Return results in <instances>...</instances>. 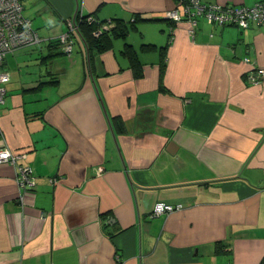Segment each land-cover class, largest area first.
Segmentation results:
<instances>
[{
	"label": "crops",
	"instance_id": "crops-1",
	"mask_svg": "<svg viewBox=\"0 0 264 264\" xmlns=\"http://www.w3.org/2000/svg\"><path fill=\"white\" fill-rule=\"evenodd\" d=\"M21 2L42 40L3 60L0 144L35 185L22 206L0 163V264H264V78H247L264 24L191 25L181 0ZM83 15L126 34L98 50L77 30L61 52ZM158 202L181 208L150 217Z\"/></svg>",
	"mask_w": 264,
	"mask_h": 264
},
{
	"label": "built area",
	"instance_id": "built-area-1",
	"mask_svg": "<svg viewBox=\"0 0 264 264\" xmlns=\"http://www.w3.org/2000/svg\"><path fill=\"white\" fill-rule=\"evenodd\" d=\"M184 5L183 15L191 25H194L197 18L202 17L208 22L218 26L235 25L239 28H246L252 21L264 24V0L255 2L252 5L232 6L220 3H205L201 0H181ZM167 17L178 21L182 18L177 9L167 12ZM88 21L98 22V27L93 31L99 35L114 25V21L97 20L92 15H87ZM67 28L60 33L56 40L65 54H70L77 34V20L75 17L67 18ZM42 38L32 26L31 20L23 14L21 0H0V104L4 102L6 88L4 84L9 79V74L3 68V60L7 53L23 46H31L40 43ZM247 60V57H244ZM247 78L252 83H258L264 78V68L252 67ZM1 136V132H0ZM21 154L12 151L7 145L0 144V163L7 162L16 170V184L19 189V201L24 205L25 192L35 185L34 171L30 165L19 163ZM181 208L180 204H167L158 202L154 204L150 217L164 212H171Z\"/></svg>",
	"mask_w": 264,
	"mask_h": 264
},
{
	"label": "trees",
	"instance_id": "trees-1",
	"mask_svg": "<svg viewBox=\"0 0 264 264\" xmlns=\"http://www.w3.org/2000/svg\"><path fill=\"white\" fill-rule=\"evenodd\" d=\"M87 15L80 16L76 18L77 20V29L82 38L85 42L87 47H96L98 50L105 48L107 46L108 39L106 38L107 35L111 33L113 36H121L123 37L126 34V26L125 24L121 23L120 21H114V25L107 30H103L99 35H94L93 31L98 27V22L95 21H88L86 19ZM141 17L138 15L135 16L134 21L139 20ZM133 21V22H134ZM111 31V32H110ZM110 32V33H109ZM106 36V37H105ZM57 47H60L58 41L55 39ZM61 49V48H60ZM61 52H63L61 50ZM165 62L162 61L161 63V70H160V81L162 78V74L164 71ZM140 71L135 69V75H139ZM160 90L164 91L165 88L163 87L162 83L159 84Z\"/></svg>",
	"mask_w": 264,
	"mask_h": 264
}]
</instances>
